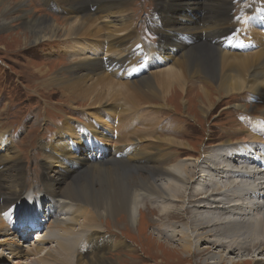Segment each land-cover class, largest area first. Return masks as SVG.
Here are the masks:
<instances>
[{"label":"bare ground","instance_id":"6f19581e","mask_svg":"<svg viewBox=\"0 0 264 264\" xmlns=\"http://www.w3.org/2000/svg\"><path fill=\"white\" fill-rule=\"evenodd\" d=\"M50 1L57 8L67 6L62 9L67 18L38 14L26 0H0V31L8 32L6 36L10 38L14 35L18 46L58 38L63 43V55L76 52L71 60L79 61L78 73L74 68L59 69L53 75L48 67H37L35 71L40 77L50 75L40 80L42 85H56L70 103L73 97L85 102V118L67 117L60 125L48 123L52 132L57 128L54 137L40 143L50 163L45 162L40 184L22 198L28 187L25 169L18 166L21 158L12 151L11 136L0 125V246L7 244L10 257L22 258L19 239L36 233L35 226L31 227L36 224L53 229L36 239L27 255L33 256L45 248L39 243L55 241L57 245L37 258L39 264H124L120 256L104 255L122 245L123 239L113 238L103 230L94 222L95 215H106L107 221L117 228L123 219L133 226L146 210L158 209L164 216L158 220L160 224L166 223L173 229L170 235H178L177 240H181L175 244L177 247H171L180 254L194 249L203 252V260L209 259L206 264H245L248 261L241 259L243 249L248 253L257 245V254L263 251L262 121L248 119L244 132H230L210 150L201 149L198 157L180 161L175 159V152L188 148L189 142L177 139L181 136L179 128L162 125L161 134L170 136L162 139L153 138L154 129L146 125L135 130L116 122L124 120L121 115L129 114L130 109L149 111L161 107L163 103L154 101L161 98L166 102L168 94L179 96L185 85L195 91L188 100L197 105L202 115L215 107V99L222 95L244 102L239 95L244 92L257 95L264 104V0H241L231 19L224 14L231 0H158L164 9L150 19V25L160 40L157 47L153 46L149 60H166L169 66L156 72L136 67L127 73L129 64L135 65L142 52L139 46L129 45L132 31L127 28L132 23L126 15L130 0ZM90 4L99 5L92 8ZM96 16L106 20L99 24ZM194 25L206 28L196 32ZM14 26L16 33L11 31ZM121 32L124 35L120 36ZM100 37L103 47L99 51L119 58L87 57ZM200 38L205 41L194 44ZM168 54L172 55L171 60ZM159 55L163 57L158 58ZM226 112L221 111L218 116ZM93 152L101 155L99 160H88ZM72 158L81 163L79 168L84 172L59 185L77 169L71 165ZM14 168L21 169L15 174ZM130 169L142 174H132ZM67 200L85 203L87 208L74 205L65 210ZM165 200L174 206L153 207L145 203L161 205ZM183 206L188 209L189 222L170 218V211H180ZM57 214L68 218L57 220ZM74 222L79 226L77 231L70 227ZM152 224L155 229L157 224ZM207 243L220 249L214 251ZM124 244L128 245L127 241ZM230 251H237L240 258L230 256ZM261 259L264 257L254 262ZM3 262L0 258V264Z\"/></svg>","mask_w":264,"mask_h":264},{"label":"rangeland","instance_id":"374dc122","mask_svg":"<svg viewBox=\"0 0 264 264\" xmlns=\"http://www.w3.org/2000/svg\"><path fill=\"white\" fill-rule=\"evenodd\" d=\"M26 1L38 14L59 20L67 18L66 14L62 11V9L66 8L67 6L64 8H57L54 2L52 4L50 0ZM240 2L241 0H231V6H227L228 8L226 7V10L224 11L225 16L229 19L234 17L237 13ZM129 4V10L127 11L126 15L128 18H130L129 20L132 23V26L127 28L132 31L129 45L139 46L142 52L140 54L141 56L137 58L138 61L135 63V65L132 63L129 64L126 73L130 69L136 67H143L146 71L150 70L152 72L165 69L169 66L166 60H164V62L161 59L149 60L151 52H154L153 46L157 47L160 40L158 33L154 31L150 25V19L158 16L164 7L160 5L158 0H130ZM97 5L90 4L89 6L95 8ZM96 18L99 24L106 20L103 16H96ZM228 25L230 24H226L225 26ZM100 26L102 27L103 25ZM194 27L196 32H203L206 28L202 25H194ZM11 31L16 33L18 32V29L14 26L11 28ZM121 33L120 36L124 35V32ZM7 34L9 33L0 31V125L3 129H5L3 130L1 128V130H3L5 133L7 132V134L11 136L13 141L11 142L12 151H14L15 154L18 153L19 157L23 161V166L21 165V160L18 166H20L22 169H25L24 179L26 180L25 183L28 187H26L22 193L20 197L22 198L25 196V193L34 190L37 184H40V181L43 179L46 163L49 162L48 155L46 157L45 154L47 152L44 151V147L40 142L51 141L54 137L52 134L57 128H53L52 132V127H50L48 123L61 124V121L65 120L67 117H72L73 119L78 117L83 119L85 118V113H82V109L86 106L85 102H81L80 99L74 97L71 99L72 102L70 103V101L67 100V97L63 95L64 93H62L56 85L53 84L46 87L44 84L42 85L40 81L44 78H48L50 75H53L59 69L64 70L65 68H74L78 73L81 69L79 68V61L71 60L73 55H76L74 50H72L71 53L67 52L65 55H63L61 53L63 50V43H59V41H57L59 40L58 38L50 39L55 40L53 42H40L37 44L34 43L26 46H18L15 42L17 38L15 37L14 39V35L10 38L9 36H6ZM101 37L95 40L93 44L94 47L92 48L93 53H90L87 57L97 56V58H119V56L99 51L103 47ZM174 37L175 36L172 38ZM204 41V38H200L199 41L194 44L199 45ZM165 48L166 47L163 46L162 49ZM160 56L161 55H159L158 58H160ZM170 56L172 58L171 54L167 55L169 58L168 60H171ZM37 67H48L51 74L40 77V75H38L35 71ZM108 74V76L111 77L112 74ZM112 79L116 80L114 78ZM171 87H174V84H172ZM193 91H189L185 85L182 94H179V96L171 97L168 94L165 96L167 100L166 102H162L163 100L161 98L160 100L154 101L163 103L161 107L149 109V111L130 109L129 114L124 113L121 115L124 120H118L116 124L122 126H125L126 124L131 125L135 130H139L140 127L146 125L149 129H154H152L153 133L151 134L153 138L159 137L162 139L164 137H170L169 135L161 134L162 125L179 128L181 136L177 137V139L183 142H189V145L187 146L188 148L181 152H175V159L180 161L182 159L191 160L198 157V153L201 149L210 150L220 140L224 139L230 132H244L247 128L246 124L248 123V119L256 118L264 123V104L257 95H255V98L247 93H240L239 95L243 98L244 102L237 101L235 96L228 99L225 98V95L217 96L218 98L215 99V107H213L215 109L212 110L213 108H210L206 114L204 113L202 115L198 112L197 105L193 103L191 104L188 100V97L195 92ZM119 103H122L121 100ZM74 109L77 111H74ZM226 110V113L218 116L221 111ZM252 112L255 113L253 117H251ZM177 114H180L183 116V118ZM190 115L195 117L197 115L200 118L195 119ZM152 118L155 119L152 120ZM149 119H151L150 121L152 123L149 121ZM70 121L72 120L69 119V122ZM77 126L83 128L80 124H77ZM243 128L245 130H243ZM72 150L74 151L75 149L72 148ZM78 152L79 151H77V153ZM4 154H8V152L4 151ZM100 157L101 155H98L97 152H93L88 156V160H99ZM71 165L77 169L72 171L73 173L65 179L66 181L63 180V183H60L59 185L65 184L69 180L77 178L80 173L84 172L82 168H79L81 167V163L76 159H71ZM21 168H14L13 171L16 174ZM130 173L142 174L139 171L136 172L135 169H130ZM46 182L49 184L47 179ZM67 201V205L64 206L65 210L68 209L69 206L73 207L74 205H78L80 207L84 206L87 208L85 203L71 200ZM168 202L169 201L165 200L164 204L161 205H155L151 201H146L145 203L153 207H162L163 205L164 207L174 206V203L168 204ZM42 208L44 212L45 207L43 206L41 209ZM180 211H170L172 216L170 218L177 219L179 217L181 218L182 223L189 222V214L187 213L188 209L183 206V209ZM78 216L79 215H77V217ZM162 217L164 216L161 215V211L158 209H151L150 211L146 210L145 213L137 219V222L134 223L133 226H130L128 222L123 219L116 228L111 225L110 221H107L108 218L106 215H95L94 222L96 224L101 226L103 230H106V232L112 235L113 238L123 239L122 245L106 252L104 255L113 257L120 256V261H124V264H206L209 259H204L205 261L202 259L203 252L200 253L193 249L190 253L180 254L178 249H171L173 246L177 247L175 244H178V242L181 240H177L179 237L178 235H170L173 229L170 228L166 223L160 224L158 220H161ZM61 218H68V215H55V219L60 220ZM117 219H115V221ZM163 222L168 223L170 220H163ZM152 223L157 224L155 229ZM116 225L118 224L116 223ZM70 227L74 229L73 231H77L79 226H77V224L74 222L70 224ZM185 227L180 228L184 229ZM40 228L41 229L36 233H32L30 235L31 237L29 236L25 240L19 239L21 245L20 253L22 258L10 257V250L6 249L8 248L7 244L0 246V258L5 260L3 264H18L16 261L22 262L21 264H39L37 258L43 257L46 254V249L52 247L53 250V248H57L55 241L41 244L39 243L38 246H43L45 248L39 249V252L33 256L27 255L29 253H27V251H29V249L37 243L36 239L45 236L46 231L48 230V228H42V226ZM52 229L53 228H49V230ZM59 231L61 232V230ZM108 234L105 235L108 236ZM4 237L7 238L12 236L6 235ZM1 238L3 237L1 236L0 240ZM9 241L10 240L7 242ZM126 241L128 245L124 244ZM202 245V243L199 244V246ZM207 245L210 246L214 251L220 249L218 247L217 249L214 248L215 246L212 243H207ZM257 248V245L252 247V250L248 253L246 252L247 249L242 250L244 255L241 256V259L245 258L244 260L248 261L245 264H264V259H261L259 262H254V259L264 257V250L260 252L258 251L257 254ZM73 251L76 250L73 249ZM236 252L237 251H230V256L240 258L238 257L239 255L235 254ZM223 253L226 255V257L229 256L225 251H223ZM74 257V254L71 255V258L74 259ZM241 264H244V261H242Z\"/></svg>","mask_w":264,"mask_h":264}]
</instances>
